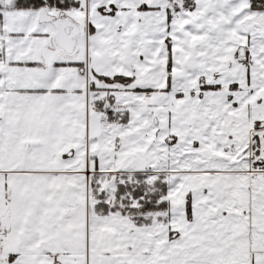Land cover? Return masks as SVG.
<instances>
[{
    "label": "snow or ice",
    "instance_id": "snow-or-ice-1",
    "mask_svg": "<svg viewBox=\"0 0 264 264\" xmlns=\"http://www.w3.org/2000/svg\"><path fill=\"white\" fill-rule=\"evenodd\" d=\"M0 264H264V0H0Z\"/></svg>",
    "mask_w": 264,
    "mask_h": 264
}]
</instances>
